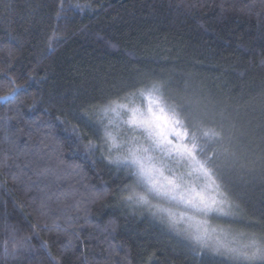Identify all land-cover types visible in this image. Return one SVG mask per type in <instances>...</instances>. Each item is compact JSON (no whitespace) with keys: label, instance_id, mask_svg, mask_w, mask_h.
I'll list each match as a JSON object with an SVG mask.
<instances>
[{"label":"trees","instance_id":"16d2710c","mask_svg":"<svg viewBox=\"0 0 264 264\" xmlns=\"http://www.w3.org/2000/svg\"><path fill=\"white\" fill-rule=\"evenodd\" d=\"M153 80L222 131L218 180L264 235V0H0V264H231L123 202L126 170L86 147L92 106Z\"/></svg>","mask_w":264,"mask_h":264},{"label":"snow or ice","instance_id":"6c2138e0","mask_svg":"<svg viewBox=\"0 0 264 264\" xmlns=\"http://www.w3.org/2000/svg\"><path fill=\"white\" fill-rule=\"evenodd\" d=\"M167 83L153 80L93 105L96 139L89 138L86 147L99 148L108 163L126 170L132 182L120 189V199L149 208L190 243L194 255L211 252L231 264H264V235L209 221L234 220L239 208L218 180L215 150L208 154L224 136L170 101ZM137 98L147 105H137Z\"/></svg>","mask_w":264,"mask_h":264},{"label":"rangeland","instance_id":"374dc122","mask_svg":"<svg viewBox=\"0 0 264 264\" xmlns=\"http://www.w3.org/2000/svg\"><path fill=\"white\" fill-rule=\"evenodd\" d=\"M139 100V101H138ZM138 102L136 101L135 103L137 104V105H141V104H144L145 106L147 105V101H142L140 98H138ZM152 203L153 204H157V203H163L162 201H158V200H155V199H153L152 200ZM133 207H136V208H139V209H143L144 211H147L148 213H150L151 215H152V212H151V210L149 209V208H147L146 206H141V205H136V204H131ZM164 206H166V207H174V206H172V205H168V204H164ZM175 210H179V211H182L183 209L182 208H179V207H177V208H175ZM235 211L237 212V216H236V218L234 219V220H226V219H219V218H217V217H215V216H210V217H208V219H209V221L212 223V224H219V225H229V226H231L233 229H236V230H240V231H242L241 229H240V226H242V219H241V215L239 214V212H238V209H235ZM153 216V215H152ZM154 217V216H153ZM154 218H156V217H154ZM157 219V218H156ZM159 220V219H158ZM160 221V220H159ZM166 225V224H165ZM174 234H176L177 235V233L175 232V231H173V230H171ZM243 232H247V231H243ZM179 237H181L183 240H185L182 236H180V235H178ZM186 241V240H185ZM186 242H188V241H186ZM189 243V242H188ZM190 244V243H189ZM209 253H211V252H209ZM212 254H214V253H212ZM215 255V254H214ZM222 257V256H221ZM223 258H225V257H223ZM226 259V258H225Z\"/></svg>","mask_w":264,"mask_h":264}]
</instances>
